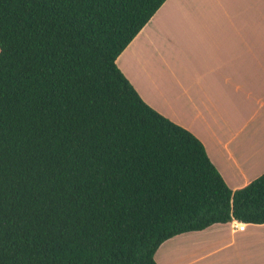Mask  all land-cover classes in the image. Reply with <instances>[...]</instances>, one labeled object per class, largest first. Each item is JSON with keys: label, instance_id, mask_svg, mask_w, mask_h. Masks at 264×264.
Listing matches in <instances>:
<instances>
[{"label": "trees", "instance_id": "trees-1", "mask_svg": "<svg viewBox=\"0 0 264 264\" xmlns=\"http://www.w3.org/2000/svg\"><path fill=\"white\" fill-rule=\"evenodd\" d=\"M164 0H0V264H158L175 234L264 222L115 58Z\"/></svg>", "mask_w": 264, "mask_h": 264}, {"label": "crops", "instance_id": "crops-1", "mask_svg": "<svg viewBox=\"0 0 264 264\" xmlns=\"http://www.w3.org/2000/svg\"><path fill=\"white\" fill-rule=\"evenodd\" d=\"M115 62L146 103L203 143L231 189L264 172V0H164ZM153 256L264 264V222L181 232Z\"/></svg>", "mask_w": 264, "mask_h": 264}, {"label": "rangeland", "instance_id": "rangeland-1", "mask_svg": "<svg viewBox=\"0 0 264 264\" xmlns=\"http://www.w3.org/2000/svg\"><path fill=\"white\" fill-rule=\"evenodd\" d=\"M227 259H226V257H220L219 259H218V263L217 264H227Z\"/></svg>", "mask_w": 264, "mask_h": 264}, {"label": "built area", "instance_id": "built-area-1", "mask_svg": "<svg viewBox=\"0 0 264 264\" xmlns=\"http://www.w3.org/2000/svg\"><path fill=\"white\" fill-rule=\"evenodd\" d=\"M243 226H244V223H242V222H239L236 224V227H238V228H243Z\"/></svg>", "mask_w": 264, "mask_h": 264}]
</instances>
